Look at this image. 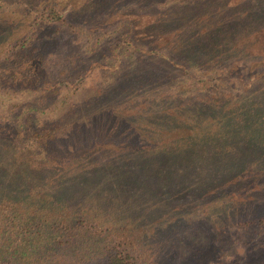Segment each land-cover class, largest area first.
Listing matches in <instances>:
<instances>
[{
  "label": "trees",
  "instance_id": "1",
  "mask_svg": "<svg viewBox=\"0 0 264 264\" xmlns=\"http://www.w3.org/2000/svg\"><path fill=\"white\" fill-rule=\"evenodd\" d=\"M58 24H127L114 67L133 47L184 59L187 78L170 89L141 61L60 109L63 81L47 64ZM222 83L236 87L213 89ZM0 88L39 91L22 119H0V264H156L195 220L191 202L214 188L242 195L206 209L217 216L262 196L261 163L226 177L216 157L241 155L216 146L227 131L238 151L264 149V1L0 0ZM47 109L53 117L33 124ZM253 220L264 228V214Z\"/></svg>",
  "mask_w": 264,
  "mask_h": 264
},
{
  "label": "rangeland",
  "instance_id": "2",
  "mask_svg": "<svg viewBox=\"0 0 264 264\" xmlns=\"http://www.w3.org/2000/svg\"><path fill=\"white\" fill-rule=\"evenodd\" d=\"M51 31L53 32L51 35H54L51 39L55 37V41L50 40L51 52L53 53L49 55L47 64L54 75L49 80L58 78L63 81L57 87L58 94L55 95L58 101L55 105L60 109L71 101L83 98L91 88L107 86L108 83L115 80L122 73L134 68L137 64H141V61L142 63L148 62L151 69L152 65L163 69L161 73L168 79L170 89L178 84V82H172V80L187 78L182 67L189 62H185L184 59L176 58L173 60L182 67L168 65L165 60L153 57L146 52L137 51L133 47L127 48L124 46L123 49H120L119 58L121 61L117 67H114L112 65L114 63L113 54L111 56L109 52H111L115 43L123 40V35L127 33L126 36H129V26L127 24L97 31H89L84 26L77 24L66 26L58 24ZM188 69L191 70L192 67L188 66ZM244 69L247 70L248 68L244 66ZM149 71L152 72L153 70ZM192 71L203 72V69L195 67ZM77 79L81 80L79 85L74 83ZM65 82L67 84H64ZM231 84L223 85L222 83L218 88L213 89L230 87L235 89L236 83L235 85ZM38 92L0 88V119H10L11 121L22 119L24 114H20V112L27 108L26 105L38 95ZM50 110L47 109L43 113H37V120L33 124L37 125L38 121L52 118L54 114L49 113ZM52 111L57 113L55 110ZM183 130L176 131L173 134L177 136L180 133L189 132L184 127ZM220 132L225 136H223L221 146H216L218 152L233 151L241 155L228 160L222 159L220 156L216 157L219 160L218 162L231 173L226 177L241 175L238 168L233 164L239 166L257 165L256 167H258V162H260L264 167V149L253 147L251 151L250 149L238 151L227 131ZM257 175H254L256 182L264 181V177H261L263 175L256 177ZM214 187L216 186L214 185ZM227 191L221 192L214 188L212 193L204 194V199H197L199 203L193 204L191 202L189 210L190 212L192 209L194 210L189 214L195 220H191L190 224L182 225V228H185L180 229L183 239L176 244L169 243L167 250L161 254L160 261H157L158 252L155 251L156 264H187V260L192 261L193 264H264V228L256 230L254 225L250 224L251 222H246L253 219L254 222L258 221L260 216L264 214V190L256 192L262 194V196L259 197L260 199L254 197L255 203L251 205V209L248 211L244 209L241 203V205L231 208L229 214L216 216V213H208V208L216 207L221 202L227 201V199H232L235 202L242 199L239 198L242 195L238 197L237 194L231 193L235 191L234 189L229 191L231 194ZM183 202L184 200L179 201V203ZM206 203L209 206H205Z\"/></svg>",
  "mask_w": 264,
  "mask_h": 264
}]
</instances>
